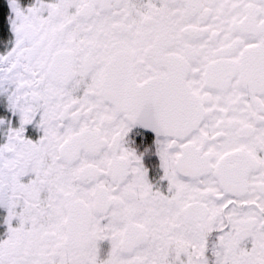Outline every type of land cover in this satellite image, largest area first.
I'll return each mask as SVG.
<instances>
[{
    "label": "snow or ice",
    "instance_id": "snow-or-ice-1",
    "mask_svg": "<svg viewBox=\"0 0 264 264\" xmlns=\"http://www.w3.org/2000/svg\"><path fill=\"white\" fill-rule=\"evenodd\" d=\"M0 4V264H264V0Z\"/></svg>",
    "mask_w": 264,
    "mask_h": 264
},
{
    "label": "flooded vegetation",
    "instance_id": "flooded-vegetation-1",
    "mask_svg": "<svg viewBox=\"0 0 264 264\" xmlns=\"http://www.w3.org/2000/svg\"><path fill=\"white\" fill-rule=\"evenodd\" d=\"M0 4H3L4 7H7L6 0H0Z\"/></svg>",
    "mask_w": 264,
    "mask_h": 264
}]
</instances>
